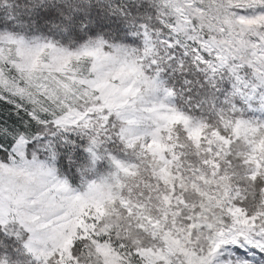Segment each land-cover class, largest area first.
<instances>
[{"label": "snow or ice", "instance_id": "6c2138e0", "mask_svg": "<svg viewBox=\"0 0 264 264\" xmlns=\"http://www.w3.org/2000/svg\"><path fill=\"white\" fill-rule=\"evenodd\" d=\"M0 264H264V0H0Z\"/></svg>", "mask_w": 264, "mask_h": 264}]
</instances>
